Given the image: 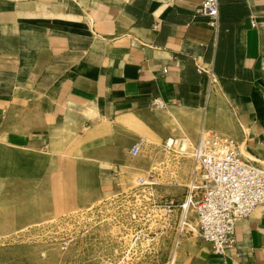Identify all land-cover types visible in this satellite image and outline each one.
Masks as SVG:
<instances>
[{
  "label": "crops",
  "instance_id": "0c3cea01",
  "mask_svg": "<svg viewBox=\"0 0 264 264\" xmlns=\"http://www.w3.org/2000/svg\"><path fill=\"white\" fill-rule=\"evenodd\" d=\"M201 3L0 0V81L9 89L0 83V128L7 140L34 148L56 126L86 128L155 109V100L163 110L206 116L208 82L197 66L211 64L230 133L264 165V0H220L218 32L197 13ZM236 231L237 248L227 256L201 239L199 264H264V206Z\"/></svg>",
  "mask_w": 264,
  "mask_h": 264
},
{
  "label": "rangeland",
  "instance_id": "374dc122",
  "mask_svg": "<svg viewBox=\"0 0 264 264\" xmlns=\"http://www.w3.org/2000/svg\"><path fill=\"white\" fill-rule=\"evenodd\" d=\"M0 83L8 92V81ZM217 93L210 95L206 116L202 110L155 108L98 119L86 128L75 121L49 130L46 142L34 148L9 142L0 128V264H169L171 234L153 240L151 222L131 247L135 231L123 228L129 206L121 193L155 168L157 193L181 200L204 124L241 146ZM169 138L177 142L171 148ZM141 139L142 151L132 157ZM244 154L249 155L245 149ZM200 242L197 233L185 236L174 264H199Z\"/></svg>",
  "mask_w": 264,
  "mask_h": 264
},
{
  "label": "built area",
  "instance_id": "2783aa9c",
  "mask_svg": "<svg viewBox=\"0 0 264 264\" xmlns=\"http://www.w3.org/2000/svg\"><path fill=\"white\" fill-rule=\"evenodd\" d=\"M197 13L207 18L215 32L220 28V0H202ZM255 20L252 24L255 26ZM197 72L207 77V93L216 89L218 80L211 64L197 66ZM153 106L165 109V104L155 100ZM145 139L136 142L131 150L137 157ZM167 147L169 145L166 142ZM194 165L189 184L181 200L160 196L156 187L158 172L151 170L138 178L137 185L121 193V199L129 206L125 212L128 222L124 230L135 231L138 245L146 225L154 229V238L165 232L171 234V255L169 264L175 263L176 250L183 238L197 233L212 247L218 256H227L237 248V225L264 206V165L246 156L232 139L216 135L203 127L194 148ZM194 220V222H193ZM241 252H237L240 257Z\"/></svg>",
  "mask_w": 264,
  "mask_h": 264
},
{
  "label": "bare ground",
  "instance_id": "6f19581e",
  "mask_svg": "<svg viewBox=\"0 0 264 264\" xmlns=\"http://www.w3.org/2000/svg\"><path fill=\"white\" fill-rule=\"evenodd\" d=\"M175 140H174V138H169V140H168V143H169V145H171L172 146V144L171 143H173V144H175ZM177 143V142H176ZM186 147H187V142H183V144H182V146H181V148H182V150H185L186 149ZM248 154V153H247ZM138 181V180H137ZM243 221V220H242Z\"/></svg>",
  "mask_w": 264,
  "mask_h": 264
}]
</instances>
